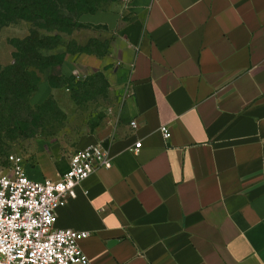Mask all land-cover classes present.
Returning <instances> with one entry per match:
<instances>
[{"label":"crops","instance_id":"0c3cea01","mask_svg":"<svg viewBox=\"0 0 264 264\" xmlns=\"http://www.w3.org/2000/svg\"><path fill=\"white\" fill-rule=\"evenodd\" d=\"M79 23L107 53L64 66L103 90L78 104L46 77L30 105L124 101L74 149L102 145L112 166L76 187L56 227L90 233L89 264H264V0H142ZM50 147L23 165L31 180L67 172L72 155Z\"/></svg>","mask_w":264,"mask_h":264},{"label":"built area","instance_id":"2783aa9c","mask_svg":"<svg viewBox=\"0 0 264 264\" xmlns=\"http://www.w3.org/2000/svg\"><path fill=\"white\" fill-rule=\"evenodd\" d=\"M166 140L168 127L161 128ZM142 148L136 143L135 150ZM9 173L0 175V264H89L80 243L88 232L56 227L57 213L76 187L101 169L112 166L102 145L77 150L67 172L58 180L28 178L21 157L10 155Z\"/></svg>","mask_w":264,"mask_h":264},{"label":"trees","instance_id":"16d2710c","mask_svg":"<svg viewBox=\"0 0 264 264\" xmlns=\"http://www.w3.org/2000/svg\"><path fill=\"white\" fill-rule=\"evenodd\" d=\"M68 1L71 0H0V30L19 21H42L41 30L49 33L56 30L59 32L58 38H51L34 30L25 39L15 43L14 62L7 67L0 66V160L5 159L7 164H9L10 148L3 144L4 140L30 139L38 135L37 132H29L31 108L29 105L24 107L25 100L37 90L41 80L40 76L37 78L33 72L42 70L39 73L42 74L49 68H63L68 56L73 57L83 53L104 56L107 53L105 43L91 39L86 43L74 45L75 50L69 46L65 47V51L59 53V57L44 55L45 50L56 51L63 47L60 34H70L69 29L73 27V23L76 22L88 29L87 26L79 23V19L76 20L75 17L68 15L78 6L68 8ZM79 2L83 3L85 0ZM96 11L98 10L92 7L90 11L82 14ZM100 79V75L84 81L70 74L48 76L53 88L68 89L78 104L87 100L89 95L98 94ZM44 105L35 108L41 111Z\"/></svg>","mask_w":264,"mask_h":264},{"label":"rangeland","instance_id":"374dc122","mask_svg":"<svg viewBox=\"0 0 264 264\" xmlns=\"http://www.w3.org/2000/svg\"><path fill=\"white\" fill-rule=\"evenodd\" d=\"M142 0H85L81 3L79 0L68 1L67 7L77 6L73 13L68 14L69 16L79 19L83 12L90 11L93 7L95 10H117V11H130L135 5ZM42 21L26 22L19 21L13 24H9L0 30V66L7 67L14 62V53L16 52L15 43L17 41L25 39L34 30L40 31L43 36L59 37V32H46L41 30ZM70 34H60L61 42L63 47L56 51H44V55H50V57H59V53L65 51L66 48L71 47L75 50L74 45L77 43H86L89 37L94 35H101L104 37L102 31L88 32L87 28L82 27L78 23H73V27L69 29ZM57 41H55L56 43ZM54 43L53 41L51 42ZM66 47V48H65ZM42 70L33 72L40 79L48 76H58L60 74L69 75V72L65 67H54L45 70L42 74H39ZM96 76H93L94 78ZM99 90H103V84L100 85ZM33 95V94H32ZM31 95V96H32ZM29 96L25 100V105L30 106V131L37 132V136L30 139H15V140H4L3 144L10 148L8 155H16L21 157L25 162H36L43 158L45 150L48 149L50 144H53L51 151H58L60 153L71 154L78 144L85 141L92 132L94 126L104 127V122L98 124L97 117L101 114V111L105 110L109 114H114L120 109L123 103L122 98H118L112 95L111 98L107 97L105 101L101 98L96 102H88L84 104L80 109H73L68 105L67 110L63 111L59 108V105L52 101L45 103L41 111L30 105ZM102 117V116H101ZM37 139H41L37 141ZM70 155V156H71ZM10 165L7 164L5 159L0 160V175L9 173Z\"/></svg>","mask_w":264,"mask_h":264}]
</instances>
